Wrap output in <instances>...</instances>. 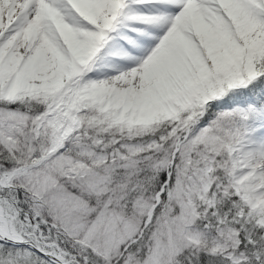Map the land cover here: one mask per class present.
I'll return each mask as SVG.
<instances>
[{"label": "snow or ice", "instance_id": "1", "mask_svg": "<svg viewBox=\"0 0 264 264\" xmlns=\"http://www.w3.org/2000/svg\"><path fill=\"white\" fill-rule=\"evenodd\" d=\"M0 264H264V0H0Z\"/></svg>", "mask_w": 264, "mask_h": 264}]
</instances>
